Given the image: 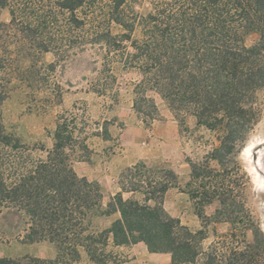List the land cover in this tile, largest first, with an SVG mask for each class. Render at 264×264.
I'll return each instance as SVG.
<instances>
[{
	"label": "trees",
	"instance_id": "1",
	"mask_svg": "<svg viewBox=\"0 0 264 264\" xmlns=\"http://www.w3.org/2000/svg\"><path fill=\"white\" fill-rule=\"evenodd\" d=\"M138 1L0 0V9L9 12V22L0 23V72L12 71L31 86L42 55H55L56 63L47 66L54 69L90 47L102 53L107 70L115 61L138 73L137 114L155 112L153 93L180 128L192 118L197 128L219 133L218 145L201 162L187 160V194L201 228L191 231L164 208L166 192L176 185L173 171L152 169L143 178L139 172L146 166L136 163L103 208L98 184L71 166L67 151L77 140L68 120H58L45 156L32 159L20 139L6 132L0 112V215H23L26 242H47L57 250L53 261L0 257V264H71L79 260V247L99 264L105 259L96 258L95 248L109 238L115 247L142 243L151 254H168L169 264H264V233L244 198L248 177L233 158L260 115L264 0H148L145 14L134 10ZM250 34L257 40L246 46ZM6 95L0 92V106ZM100 211L117 217L109 228L85 234L87 217ZM219 223L229 226L227 233L203 248L205 228Z\"/></svg>",
	"mask_w": 264,
	"mask_h": 264
},
{
	"label": "rangeland",
	"instance_id": "2",
	"mask_svg": "<svg viewBox=\"0 0 264 264\" xmlns=\"http://www.w3.org/2000/svg\"><path fill=\"white\" fill-rule=\"evenodd\" d=\"M133 6L139 14H145L150 9L148 0H139ZM8 22V10L0 9V23ZM256 40L257 36L250 34L244 42L250 46ZM101 54L97 49L86 47L76 51L69 59L57 62L54 69H47V66L56 63L55 55L44 54L34 68L36 73L31 86L12 71H8L11 74L7 76L4 71L0 72V92L7 94L0 106L6 132L20 139L32 159H40L52 146L51 134L58 120L61 117L68 120L77 140L67 151L71 166L78 176L98 184L103 208L113 197L110 193L114 183L118 184L123 173L136 163L143 162L146 166L139 172L143 178L152 169L173 171L177 176L176 185L166 192L164 208L191 231L199 230L201 222L187 194L190 181L187 160L201 162L218 145L219 133L197 128L192 118H187L185 126L180 128L161 99L153 93L148 95L154 100L155 112L148 117L137 114L133 99L138 73L123 70L121 64L115 61L111 70H107L103 67ZM16 71L14 69L13 72ZM44 80L48 84L43 83ZM258 102L259 119L233 158L248 177L244 198H247V207L264 233V90L258 93ZM209 165L218 168L214 162ZM231 173L234 174L232 170ZM117 186L119 188V184ZM128 197L129 194H123L124 199ZM134 197L141 199L139 194ZM215 206L207 207L205 214L210 216ZM116 217L104 216L101 211L90 214L84 222L85 234H96L109 228ZM27 227L23 215L14 212L0 215V257L55 260L57 250L51 244L26 242ZM228 229L225 223L208 225L203 248L219 240ZM95 250L97 259H105L99 264L170 262L168 254H151L142 243L115 247L109 238L106 246L97 245ZM78 252L79 260L71 264H95L85 248L79 247Z\"/></svg>",
	"mask_w": 264,
	"mask_h": 264
},
{
	"label": "crops",
	"instance_id": "3",
	"mask_svg": "<svg viewBox=\"0 0 264 264\" xmlns=\"http://www.w3.org/2000/svg\"><path fill=\"white\" fill-rule=\"evenodd\" d=\"M182 168L185 169L184 167H182ZM186 173H188L187 170H186ZM112 185H113V183H112ZM117 185H118L117 183H114V186H113L112 192L110 193V196H114L117 192H119L120 189L118 188Z\"/></svg>",
	"mask_w": 264,
	"mask_h": 264
}]
</instances>
